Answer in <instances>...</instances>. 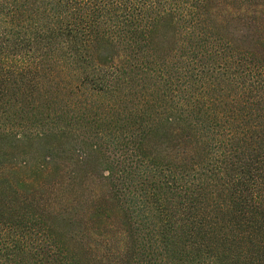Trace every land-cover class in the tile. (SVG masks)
Masks as SVG:
<instances>
[{"label": "trees", "instance_id": "trees-1", "mask_svg": "<svg viewBox=\"0 0 264 264\" xmlns=\"http://www.w3.org/2000/svg\"><path fill=\"white\" fill-rule=\"evenodd\" d=\"M69 136L111 201L73 247L36 196ZM23 140L49 153L0 164V264H264V0H0V145Z\"/></svg>", "mask_w": 264, "mask_h": 264}, {"label": "rangeland", "instance_id": "rangeland-1", "mask_svg": "<svg viewBox=\"0 0 264 264\" xmlns=\"http://www.w3.org/2000/svg\"><path fill=\"white\" fill-rule=\"evenodd\" d=\"M224 26V34L228 37L246 41L247 37L252 34L248 22L243 18L237 19L235 15L225 21ZM121 104L119 108L122 107ZM80 139V137L69 136L51 140L49 143L45 142L50 144L48 146H51L54 154V161L51 163L54 166V171L47 178L48 184L42 189L38 187L39 191L36 194L40 203L48 201L49 198L54 199V201L51 200L50 205L49 203L45 204L47 206L45 209L47 222L59 234L60 238L70 243L72 247L75 246L72 238L78 237L81 241L91 243L94 240V234L91 233V230L86 229V223L81 217L83 213L87 214L89 211H86L88 205L101 203L106 207L111 204L107 190L102 185L109 181L103 177L106 174V171L103 170H105L107 162L102 159L101 155L98 156L94 151L88 150V146H83ZM24 141L15 145L10 143L0 145V164L8 168L13 166L17 169L24 168L23 176L27 174V169L23 167L24 163L34 164L38 160L36 157L44 150L49 153L46 149L39 150L37 148L39 145L33 147V143H24ZM150 144L152 149H164L165 153L175 148V146L167 145L164 138L154 139ZM102 149L104 150V144ZM82 151L84 155L81 153ZM159 151L161 152V150ZM103 158H106L104 153ZM39 161L41 160L39 159ZM51 184H53L52 192L47 188ZM115 216L113 220L116 219L115 224H117L118 218Z\"/></svg>", "mask_w": 264, "mask_h": 264}]
</instances>
